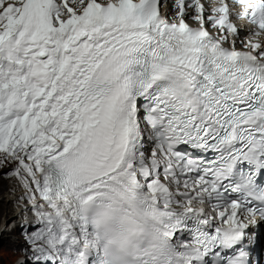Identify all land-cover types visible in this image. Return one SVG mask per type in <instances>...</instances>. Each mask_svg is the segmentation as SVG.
Returning <instances> with one entry per match:
<instances>
[{"label": "snow or ice", "instance_id": "1", "mask_svg": "<svg viewBox=\"0 0 264 264\" xmlns=\"http://www.w3.org/2000/svg\"><path fill=\"white\" fill-rule=\"evenodd\" d=\"M212 3L0 0L22 264H264V0Z\"/></svg>", "mask_w": 264, "mask_h": 264}, {"label": "bare ground", "instance_id": "2", "mask_svg": "<svg viewBox=\"0 0 264 264\" xmlns=\"http://www.w3.org/2000/svg\"><path fill=\"white\" fill-rule=\"evenodd\" d=\"M8 169L0 170V171H7ZM22 191L19 189L17 182L15 180H8L4 178H0V216H2V221H0V239L7 241L8 244H10V237L13 238L15 235H18V227H15L10 231L12 235H7L4 233L3 225L4 223L8 221H15L17 219L15 214L16 209L12 208V204H10V201H15L16 197L18 195H21ZM29 214V212H28ZM31 215H33L31 213ZM7 226V225H6ZM14 230V231H13ZM20 240H23V237H20Z\"/></svg>", "mask_w": 264, "mask_h": 264}, {"label": "rangeland", "instance_id": "3", "mask_svg": "<svg viewBox=\"0 0 264 264\" xmlns=\"http://www.w3.org/2000/svg\"><path fill=\"white\" fill-rule=\"evenodd\" d=\"M12 208L14 209V206ZM2 219V216H0V221H2ZM8 221L9 220L4 223L3 229L6 225L7 227H9ZM9 235L12 234L9 233ZM13 239L17 241H22L20 240L21 238L19 235H15ZM0 241H2V245H0V262H2V264H22V262L25 261L26 257L19 250H13V247L18 249L19 245L14 246L11 243L8 244L7 241H4L2 239H0Z\"/></svg>", "mask_w": 264, "mask_h": 264}]
</instances>
